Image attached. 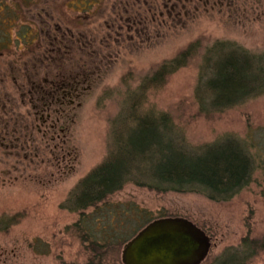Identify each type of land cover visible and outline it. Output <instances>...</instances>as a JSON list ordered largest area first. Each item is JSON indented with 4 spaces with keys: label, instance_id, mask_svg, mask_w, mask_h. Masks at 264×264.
Listing matches in <instances>:
<instances>
[{
    "label": "rangeland",
    "instance_id": "rangeland-1",
    "mask_svg": "<svg viewBox=\"0 0 264 264\" xmlns=\"http://www.w3.org/2000/svg\"><path fill=\"white\" fill-rule=\"evenodd\" d=\"M0 20L13 39L24 29L30 40L0 53V264H123L122 246L82 240L73 228L80 214L66 203L112 150L130 93L140 100L138 114L168 113L191 146L234 138L255 170L229 200L127 183L99 213L114 210L110 220L122 217L123 225L140 210L186 218L210 238L201 264L226 261L244 238L264 239V94L200 113L194 90L202 52L160 86L140 87L197 40L203 51L218 40L264 51V0H0ZM60 84L77 85L79 95L45 106L51 98L43 93ZM247 264H264V250Z\"/></svg>",
    "mask_w": 264,
    "mask_h": 264
},
{
    "label": "trees",
    "instance_id": "trees-1",
    "mask_svg": "<svg viewBox=\"0 0 264 264\" xmlns=\"http://www.w3.org/2000/svg\"><path fill=\"white\" fill-rule=\"evenodd\" d=\"M5 15L15 16L10 11ZM4 25L6 20H0V53L9 50L14 41L30 44L26 30L21 29L13 39ZM203 49L198 40L189 44L161 64L140 87H145L147 82L160 86L169 74L202 52L194 90L200 113L213 116L264 94V51L253 53L235 42L223 40ZM133 96L127 95L128 106L118 117L123 128L111 133L112 150L80 180L67 199L69 210L80 214L73 228L92 248L96 244L121 247L154 220L140 210L134 224L123 225L122 217L115 224L109 217L114 210H106L104 215L99 213L100 209L111 207L107 198L127 183L159 193H196L212 201H225L252 181L255 170L250 155L234 138L227 136L209 144L191 146L168 113L138 114L140 100ZM88 208L99 214L87 215ZM240 248V252L234 255L232 252L226 261L218 260V264H247L249 258L264 250V239L248 242L244 238Z\"/></svg>",
    "mask_w": 264,
    "mask_h": 264
},
{
    "label": "water",
    "instance_id": "water-1",
    "mask_svg": "<svg viewBox=\"0 0 264 264\" xmlns=\"http://www.w3.org/2000/svg\"><path fill=\"white\" fill-rule=\"evenodd\" d=\"M210 238L192 221L164 217L142 227L121 250L123 264H201Z\"/></svg>",
    "mask_w": 264,
    "mask_h": 264
},
{
    "label": "flooded vegetation",
    "instance_id": "flooded-vegetation-1",
    "mask_svg": "<svg viewBox=\"0 0 264 264\" xmlns=\"http://www.w3.org/2000/svg\"><path fill=\"white\" fill-rule=\"evenodd\" d=\"M54 90H57V91L54 92ZM54 90L51 91L50 93H46V94L43 93V96L46 97L47 95H49V97L51 98V100L47 99V103L46 104L44 103L45 106H47V105H49L51 103H55V102L59 103L58 105H62L63 102H65L64 100H62L63 99L62 97H64V96L65 97L66 96H68V97H72V96L76 97L77 95H79V91H80L78 89L77 85L76 86H70L67 89V88H64L63 85H61V84L59 86L55 87ZM56 94H58V96H56ZM59 95H61V97H59ZM43 100L45 101L46 99H43Z\"/></svg>",
    "mask_w": 264,
    "mask_h": 264
}]
</instances>
